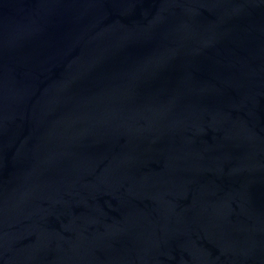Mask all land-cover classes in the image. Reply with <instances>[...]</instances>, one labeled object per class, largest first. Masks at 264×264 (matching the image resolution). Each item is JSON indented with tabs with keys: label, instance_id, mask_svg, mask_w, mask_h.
Instances as JSON below:
<instances>
[{
	"label": "water",
	"instance_id": "obj_1",
	"mask_svg": "<svg viewBox=\"0 0 264 264\" xmlns=\"http://www.w3.org/2000/svg\"><path fill=\"white\" fill-rule=\"evenodd\" d=\"M0 264H264V0H0Z\"/></svg>",
	"mask_w": 264,
	"mask_h": 264
}]
</instances>
